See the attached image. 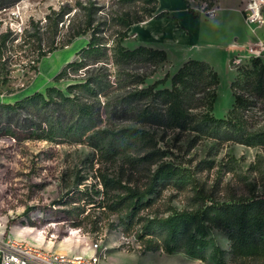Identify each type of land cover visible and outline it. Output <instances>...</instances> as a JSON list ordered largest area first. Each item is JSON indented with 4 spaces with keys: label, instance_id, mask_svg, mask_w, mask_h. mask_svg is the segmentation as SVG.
Wrapping results in <instances>:
<instances>
[{
    "label": "rangeland",
    "instance_id": "374dc122",
    "mask_svg": "<svg viewBox=\"0 0 264 264\" xmlns=\"http://www.w3.org/2000/svg\"><path fill=\"white\" fill-rule=\"evenodd\" d=\"M77 1H95L106 12L114 11L118 4V0H21L0 11V103H14L36 92L45 93L50 86L69 95V85L83 82L87 70L96 71V66L89 65L69 73L68 78L55 80L67 63L79 60L78 51L90 39V34L79 36L66 45L70 21L76 23L82 18L76 8ZM160 1L163 7L179 16L187 3L197 8L201 13L193 16L199 22L201 39L223 41L222 32L226 28L219 27L217 20L204 13V8H210L207 4L215 5L212 0ZM64 6L72 8V12L65 15L55 35L49 18H54L55 12ZM34 24L41 33L40 44L28 38ZM233 26L232 22L231 29ZM6 34L9 38L2 47L1 41ZM258 38L264 41V34ZM54 45L57 48L38 61L39 54ZM126 46L129 49L136 47L133 41L127 42ZM241 55L248 56L246 51ZM171 66L167 70L165 62L147 60L117 66L112 60L106 64L110 79L116 86V77L126 78L129 82L126 88L112 90L108 98L89 97L80 89H76L75 94L83 101L99 100L104 106L105 102L116 101L133 87L148 86L166 76L169 79L160 88H170V77L177 71V67ZM219 69L213 114L224 118L234 102L233 73L224 66ZM127 75L144 76L145 85H131L132 80L127 79ZM237 93L249 100L248 115L253 117L255 124L264 127V98L242 87ZM149 104L164 109L160 103L151 100L145 101L144 107ZM204 111L206 109H198L192 113L198 115ZM101 120L96 129L117 132L135 127L147 131L153 142L148 147L136 146L112 154L85 139L69 142L65 139L17 141L11 137L0 138V233L58 253L99 256L104 264H208L183 251L168 254L162 250L149 252L144 248L143 222L155 215L166 214L170 207L198 208L201 202L192 190L169 182L161 188L157 204L142 209L137 216L127 206L129 200L122 199L128 189L145 188L157 170L167 165L203 185L207 195L220 201L264 196L262 146L213 139L194 131L195 123L181 129L110 117L103 108ZM211 234L226 251L228 264H232L228 238L217 229Z\"/></svg>",
    "mask_w": 264,
    "mask_h": 264
},
{
    "label": "trees",
    "instance_id": "16d2710c",
    "mask_svg": "<svg viewBox=\"0 0 264 264\" xmlns=\"http://www.w3.org/2000/svg\"><path fill=\"white\" fill-rule=\"evenodd\" d=\"M19 1L21 0H0V11ZM117 3L114 11L106 12L95 1L76 2L77 11H80L82 18L76 23L70 21L66 45L79 36L90 34V39L78 51L79 60L67 63L55 80L68 78L69 73L78 72L89 65L96 66V71L87 70L83 82L69 85V95L50 86L45 93L36 92L14 103H0V138L11 137L17 141L65 139L69 142H82L85 139L112 154L152 144L150 134L139 128L131 127L117 132L96 129L98 123L102 122L103 108L110 117L181 129L195 123L194 131L213 139L264 147V127L255 124L253 117L248 115L251 106L249 100L237 93L242 87L264 98V62L260 58H251L246 64L236 68V76L231 82L234 102L224 118H217L213 114L219 74L209 63L197 59H189L183 63L170 77V88H160L169 79L166 76L151 85L133 87L116 101L105 102L104 106L99 100L83 101L80 96H76V89H80L89 97L108 98L112 90L126 88L129 83L126 78L116 77V86L111 81L106 64L112 60L117 66L143 60H167L164 50L146 46L129 49L124 45L132 26L154 16H164L156 14L158 0H118ZM211 6L207 4V7ZM187 9L195 16L188 3ZM71 12L72 8L64 6L59 12H55L54 18H49L56 31L55 35L65 15ZM33 26L28 38L40 44L41 33L35 24ZM8 38L7 34L3 36L2 47L6 46ZM56 48L54 45L46 52L42 51L38 61ZM127 76V79L132 80L131 85H145L144 76ZM149 100L160 103L164 109H157L156 104L144 107V102ZM198 109L206 111L198 115L192 113ZM169 182L179 188L192 190L201 205L193 210L170 207L166 214L155 215L143 222L145 251L162 250L168 254L183 251L208 264H228L226 251L216 243L211 234L213 229H217L230 241L232 264H264V196L220 201L207 195L203 185L197 184L180 170L162 165L145 188H129L122 199L129 200L127 206L138 216L142 209L157 204L161 188ZM207 201L211 203L208 204Z\"/></svg>",
    "mask_w": 264,
    "mask_h": 264
},
{
    "label": "crops",
    "instance_id": "0c3cea01",
    "mask_svg": "<svg viewBox=\"0 0 264 264\" xmlns=\"http://www.w3.org/2000/svg\"><path fill=\"white\" fill-rule=\"evenodd\" d=\"M158 2L156 14H164V16H154L132 26L129 36L124 40V45L133 41L136 47L146 46L164 50L167 54L165 61L167 70L171 69L172 64L178 70L187 60L197 59L209 63L217 72L221 66L226 67L230 73H233L234 80L237 72L236 68L232 66L233 58L241 55V52L246 51L249 44L259 35L264 34V26L259 28V33L255 35L245 23L241 12L242 0H220L216 4L217 12L212 19L218 21L219 27L226 28L222 32L223 41L221 42L201 39V30L197 24L199 22L187 7L179 16L172 10L163 7L160 0ZM193 10L195 16L201 13L197 8H193ZM232 22L234 26L231 29ZM234 51L237 53H233ZM262 61L264 62V57Z\"/></svg>",
    "mask_w": 264,
    "mask_h": 264
},
{
    "label": "built area",
    "instance_id": "2783aa9c",
    "mask_svg": "<svg viewBox=\"0 0 264 264\" xmlns=\"http://www.w3.org/2000/svg\"><path fill=\"white\" fill-rule=\"evenodd\" d=\"M220 0H212L215 5L204 8L208 17L214 18L217 12V3ZM264 0H242L241 12L245 23L252 33L257 35V29L264 26L263 17ZM247 57L237 55L232 63L235 68L243 66L246 60L264 57V41L257 38L246 48ZM0 264H104L99 256L68 255L58 253L27 242L26 240L0 233Z\"/></svg>",
    "mask_w": 264,
    "mask_h": 264
}]
</instances>
